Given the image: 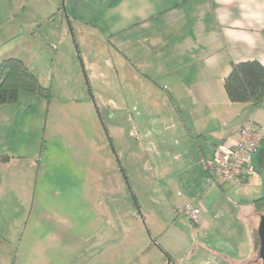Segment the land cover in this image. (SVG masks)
Wrapping results in <instances>:
<instances>
[{
    "label": "rangeland",
    "instance_id": "1",
    "mask_svg": "<svg viewBox=\"0 0 264 264\" xmlns=\"http://www.w3.org/2000/svg\"><path fill=\"white\" fill-rule=\"evenodd\" d=\"M61 7L0 0V64L23 61L51 94L21 92L0 106L3 264H153L161 252L153 243L171 223L154 167L165 134L179 132L165 128L159 108L132 120L135 103L145 104L131 77L121 87L102 84L87 61L111 55L89 56ZM135 152L150 154L145 172Z\"/></svg>",
    "mask_w": 264,
    "mask_h": 264
},
{
    "label": "crops",
    "instance_id": "2",
    "mask_svg": "<svg viewBox=\"0 0 264 264\" xmlns=\"http://www.w3.org/2000/svg\"><path fill=\"white\" fill-rule=\"evenodd\" d=\"M62 6L74 33L88 40L89 56L111 55L110 62L88 59L97 79L121 87L131 77L129 89L145 104L135 103L132 120L159 108L165 128L179 132L165 134L153 166L171 214L153 243L161 249L153 264H262L255 253L261 214L254 202L264 196V140L253 174L240 184H214L202 161L216 146L238 141L248 122L264 135V103L257 109L232 103L224 89L232 63L264 66V0H62ZM134 155L143 157L137 169L145 172L150 154ZM187 203L203 210L201 226L182 214Z\"/></svg>",
    "mask_w": 264,
    "mask_h": 264
},
{
    "label": "trees",
    "instance_id": "3",
    "mask_svg": "<svg viewBox=\"0 0 264 264\" xmlns=\"http://www.w3.org/2000/svg\"><path fill=\"white\" fill-rule=\"evenodd\" d=\"M224 89L232 103H250L253 109H257L264 103V66L257 61L232 63ZM21 92L37 95L47 101L51 98L50 89L40 84L23 61L6 59L0 64V106L15 103ZM5 161H9V157ZM254 204L257 213L264 215V196ZM254 243L256 257L261 262L258 228L254 231Z\"/></svg>",
    "mask_w": 264,
    "mask_h": 264
},
{
    "label": "built area",
    "instance_id": "4",
    "mask_svg": "<svg viewBox=\"0 0 264 264\" xmlns=\"http://www.w3.org/2000/svg\"><path fill=\"white\" fill-rule=\"evenodd\" d=\"M263 140L262 128L251 121L241 128L238 141L216 146L212 157L202 161L211 181L216 185L242 183L253 174V157ZM182 214L196 226L203 223L204 213L197 203H187Z\"/></svg>",
    "mask_w": 264,
    "mask_h": 264
},
{
    "label": "water",
    "instance_id": "5",
    "mask_svg": "<svg viewBox=\"0 0 264 264\" xmlns=\"http://www.w3.org/2000/svg\"><path fill=\"white\" fill-rule=\"evenodd\" d=\"M258 236L260 240L259 256L262 264H264V215L261 216L258 226ZM169 262H171L169 260Z\"/></svg>",
    "mask_w": 264,
    "mask_h": 264
},
{
    "label": "clouds",
    "instance_id": "6",
    "mask_svg": "<svg viewBox=\"0 0 264 264\" xmlns=\"http://www.w3.org/2000/svg\"><path fill=\"white\" fill-rule=\"evenodd\" d=\"M242 7H243V5H242Z\"/></svg>",
    "mask_w": 264,
    "mask_h": 264
}]
</instances>
